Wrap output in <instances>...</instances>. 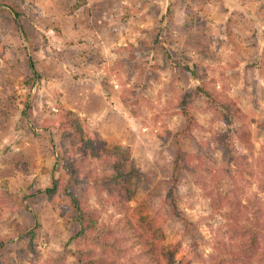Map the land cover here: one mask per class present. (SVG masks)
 Masks as SVG:
<instances>
[{
    "label": "rangeland",
    "instance_id": "obj_1",
    "mask_svg": "<svg viewBox=\"0 0 264 264\" xmlns=\"http://www.w3.org/2000/svg\"><path fill=\"white\" fill-rule=\"evenodd\" d=\"M210 79L227 83L248 117L251 145L235 141L252 170L241 199L255 195L261 202L264 0H0V199L6 201L7 192L17 198V204L0 205V264L58 257L76 264L77 248L90 244L75 239L74 210L65 225L60 201L50 203L43 193L53 179L70 182L55 162L61 155L57 115L64 109L77 113L98 139L129 148L142 171L125 213L95 182L82 191L86 207L98 213L97 226L118 230L132 251L134 261L124 264H145L135 260L139 249L119 229L124 218L140 216L157 218L163 244L179 243L183 264H211L224 219L211 217L197 173L173 166L181 149L206 179L224 165L215 142L221 114L213 121L205 99H195L196 125L187 136L177 107L185 89ZM238 127L235 121L232 132ZM229 188L227 179L218 184L222 194Z\"/></svg>",
    "mask_w": 264,
    "mask_h": 264
},
{
    "label": "trees",
    "instance_id": "obj_2",
    "mask_svg": "<svg viewBox=\"0 0 264 264\" xmlns=\"http://www.w3.org/2000/svg\"><path fill=\"white\" fill-rule=\"evenodd\" d=\"M13 14L17 20L19 14L15 11ZM29 68L31 74L37 76L31 60ZM185 70L191 73L190 69ZM199 97L205 99L207 108L213 113V121L216 113L221 114L223 131L217 135L215 142L223 151L224 165L206 179L202 175V168L191 165L192 155L181 149L173 159L174 169L193 170L197 173V183L205 198L210 199L211 217L219 216L224 219L223 224L217 228L211 264H264V198L259 202L254 195L246 198V203H243L241 196L252 170L247 167L245 157L235 149V141L246 147L251 145L248 117L230 96L227 83L216 82L214 79L203 80L194 88L185 89L177 98V107L187 122L182 133L187 136L192 134L191 130L196 125L192 109L195 99ZM235 121L239 123V127L232 132L231 127ZM57 123L61 132V155L55 162L62 165L70 182L60 183L53 179L52 185L43 193L50 203L60 201L59 215L65 225L69 224L67 218L71 210H74L78 225L75 239L90 241V244L77 248L76 264H124L123 259L132 260V251L123 244L118 230L97 226L98 213L86 207L82 191L89 182H95L96 188L102 194L106 193L107 202L118 212L125 213L141 187V169L133 160L129 148L110 146L106 141L90 134L77 113L61 110L57 115ZM85 162H90L89 169L83 167ZM223 179H227L230 185L226 194L218 189V184ZM3 195L7 198L6 201L0 199V205L6 202L17 204V198L10 193ZM124 219L119 229L124 231V238H129L139 249L135 260H141L145 264H183L177 259L180 244H163L162 224L156 217ZM26 234L30 239L34 236V231ZM3 246L4 241L0 237V247ZM64 263L65 259L58 257L44 264Z\"/></svg>",
    "mask_w": 264,
    "mask_h": 264
}]
</instances>
